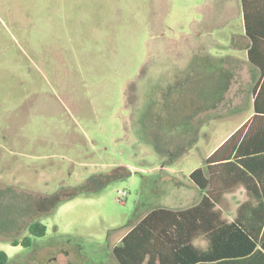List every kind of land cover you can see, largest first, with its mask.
Returning a JSON list of instances; mask_svg holds the SVG:
<instances>
[{
    "label": "rangeland",
    "instance_id": "1",
    "mask_svg": "<svg viewBox=\"0 0 264 264\" xmlns=\"http://www.w3.org/2000/svg\"><path fill=\"white\" fill-rule=\"evenodd\" d=\"M245 45L240 0H0L5 264H117L141 212L196 204L189 173L253 118Z\"/></svg>",
    "mask_w": 264,
    "mask_h": 264
},
{
    "label": "trees",
    "instance_id": "2",
    "mask_svg": "<svg viewBox=\"0 0 264 264\" xmlns=\"http://www.w3.org/2000/svg\"><path fill=\"white\" fill-rule=\"evenodd\" d=\"M240 2L247 61L259 74L252 121L227 137L203 167L189 173L191 182L204 191L196 204L152 207L138 215L112 248L117 264H264V0ZM238 185L248 199L227 220L216 206ZM28 230L40 237L46 226L35 221ZM197 238L206 246L196 245ZM19 243L28 246L31 239L25 236ZM7 259L0 250V264Z\"/></svg>",
    "mask_w": 264,
    "mask_h": 264
},
{
    "label": "crops",
    "instance_id": "3",
    "mask_svg": "<svg viewBox=\"0 0 264 264\" xmlns=\"http://www.w3.org/2000/svg\"><path fill=\"white\" fill-rule=\"evenodd\" d=\"M252 115H253V112H252ZM243 122H244V121H243ZM243 122H242V123H243ZM242 123H241V124H242ZM239 127H240V126H239ZM239 127H237L236 129H238ZM232 133H233V131L230 132V133L224 138V140H225L227 137H229ZM211 152H212V151H211ZM211 152H210V153H211ZM237 191H239L240 194L244 192L241 203H242L243 201H245V200L248 199V195H247V193H246V190H245V188H244L242 185H238V186L234 189L233 192H232V191H229V192L224 193L223 198H224V196H225V197L228 196L227 194H229V195L236 194V193H238ZM235 196H236V195H235ZM237 207H238V206H237ZM127 231H128V229H127ZM127 231H126V232H127ZM126 232H125V233H126ZM125 233H124V234H125ZM124 234H123V235H124ZM123 235H122V236H123ZM122 236H121V237H122ZM121 237H120L119 239H121ZM19 244H20V243L14 245V246L17 247V246H19Z\"/></svg>",
    "mask_w": 264,
    "mask_h": 264
},
{
    "label": "flooded vegetation",
    "instance_id": "4",
    "mask_svg": "<svg viewBox=\"0 0 264 264\" xmlns=\"http://www.w3.org/2000/svg\"><path fill=\"white\" fill-rule=\"evenodd\" d=\"M205 107H207V103L204 104L202 107L198 108L199 112H201L202 110L205 109ZM197 110V109H196ZM189 121V120H188ZM191 121V120H190Z\"/></svg>",
    "mask_w": 264,
    "mask_h": 264
},
{
    "label": "built area",
    "instance_id": "5",
    "mask_svg": "<svg viewBox=\"0 0 264 264\" xmlns=\"http://www.w3.org/2000/svg\"><path fill=\"white\" fill-rule=\"evenodd\" d=\"M118 193H120V191H118Z\"/></svg>",
    "mask_w": 264,
    "mask_h": 264
}]
</instances>
